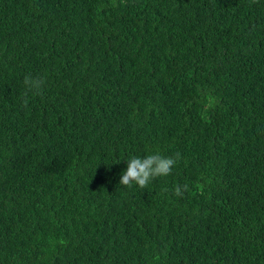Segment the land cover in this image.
<instances>
[{"label": "trees", "instance_id": "1", "mask_svg": "<svg viewBox=\"0 0 264 264\" xmlns=\"http://www.w3.org/2000/svg\"><path fill=\"white\" fill-rule=\"evenodd\" d=\"M0 264H264V0H0Z\"/></svg>", "mask_w": 264, "mask_h": 264}, {"label": "clouds", "instance_id": "2", "mask_svg": "<svg viewBox=\"0 0 264 264\" xmlns=\"http://www.w3.org/2000/svg\"><path fill=\"white\" fill-rule=\"evenodd\" d=\"M252 3H258V0H252ZM45 81L39 78H32L30 75L24 77V84L28 92H39ZM28 100H24V106L27 107ZM181 159V154L176 153L175 157H165L160 154H151L144 158L132 157L127 161L126 171L123 172L120 185L131 188L133 184L139 186L141 189L147 188L150 181L157 177L168 176L171 174L173 167ZM188 190V185L176 186L175 195L183 197Z\"/></svg>", "mask_w": 264, "mask_h": 264}]
</instances>
